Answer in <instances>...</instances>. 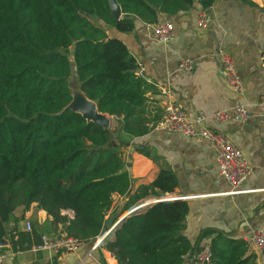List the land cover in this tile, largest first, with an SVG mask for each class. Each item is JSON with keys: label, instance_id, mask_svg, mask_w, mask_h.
I'll list each match as a JSON object with an SVG mask.
<instances>
[{"label": "trees", "instance_id": "obj_1", "mask_svg": "<svg viewBox=\"0 0 264 264\" xmlns=\"http://www.w3.org/2000/svg\"><path fill=\"white\" fill-rule=\"evenodd\" d=\"M212 2L116 0L122 16L115 19L109 0H0V238L8 235L13 251L40 243L32 227L5 228L15 211L33 203L64 235L92 242L104 230L113 195L123 196V212L153 196L158 200L126 214L106 240L118 264H183L209 235L210 264H257L248 241L220 231L205 229L192 243L183 233L187 202L159 199L177 185L172 172L161 168L132 189L121 152L120 133L139 137L150 130L141 120L147 85L106 26L130 32L135 19L156 24L158 13L188 11L195 3L206 10ZM71 62L80 90L100 113L119 119L118 129L97 127L66 108ZM114 139L119 143L112 146Z\"/></svg>", "mask_w": 264, "mask_h": 264}, {"label": "crops", "instance_id": "obj_2", "mask_svg": "<svg viewBox=\"0 0 264 264\" xmlns=\"http://www.w3.org/2000/svg\"><path fill=\"white\" fill-rule=\"evenodd\" d=\"M202 11L208 14L209 22L198 27L197 20ZM121 16L120 11L118 18ZM165 21L171 22L175 31L174 38L167 43L153 38V24L138 19L130 32L108 29L126 45L137 62V74L147 85L141 120L150 130L139 137L119 135L124 143L121 152L125 162L129 161L126 169L131 177V188L151 182L161 168L168 169L177 185L159 199L187 202L183 233L192 243H198L205 229L247 241L253 230L264 231V0H213L206 10L195 3L188 11L172 15L158 13L157 23ZM219 49L233 59L235 71L243 83L242 95L225 85ZM182 59L191 60L190 71L177 70ZM166 95L191 119L199 112L203 113L206 117L203 125L224 133L243 153L251 172L236 192L231 193V187L219 174L214 151L207 140L155 129L162 118ZM237 103L247 108V120L230 119L216 124L210 119L215 111L231 108ZM107 116L111 120L109 126L112 121L115 123L111 130L118 129L119 119ZM156 200L149 196L123 212V196L113 195L112 206L105 216V221L111 220V225L104 224V230L98 236L104 238L93 250L95 239L83 242L72 252L31 248L13 251L8 235L2 237V264H118L105 247L106 240L113 237L114 227L126 214ZM64 213L68 217L73 215L71 211ZM25 221L30 222L39 236L63 234L61 226H54L51 218L45 211L37 209L35 203L24 213L21 209L15 211L6 225V232L12 229L26 231ZM210 239V235L205 236L199 240V245ZM252 249L257 264H263L264 253ZM90 250L91 254L87 256ZM183 264L199 263L191 252L184 257Z\"/></svg>", "mask_w": 264, "mask_h": 264}, {"label": "built area", "instance_id": "obj_3", "mask_svg": "<svg viewBox=\"0 0 264 264\" xmlns=\"http://www.w3.org/2000/svg\"><path fill=\"white\" fill-rule=\"evenodd\" d=\"M209 22V16L202 11L197 20V26L202 27ZM153 38L160 43H167L175 36L174 26L171 22L165 21L156 23L151 26ZM221 59L222 76L225 85L238 95H242L243 83L240 76L235 71L233 59L225 54L221 49L218 50ZM192 69V62L189 59H182L177 65L179 72H186ZM264 73V69H263ZM163 106L162 118L155 127L156 130H162L170 133H177L186 137H200L207 140L215 154L216 166L219 174L226 180L231 187V193L237 191V188L246 179L251 172V166L243 153L235 147L227 136L219 131L212 130L203 125L206 117L199 112L193 119L189 118L183 109L171 101L166 95ZM210 119L216 123H223L227 120L234 119L237 121H245L249 118V112L244 104L237 103L233 107L218 110L212 113ZM25 230H31L29 221H25ZM102 237H96L93 250L102 241ZM247 241L250 246L264 253V231L253 230ZM83 241L72 236L62 234L58 237L40 236V243L31 246L32 250H51L58 251H75ZM91 250L87 256L91 254ZM210 242L204 243L195 253L194 259L199 264H210ZM4 254L0 252V264H2Z\"/></svg>", "mask_w": 264, "mask_h": 264}, {"label": "water", "instance_id": "obj_4", "mask_svg": "<svg viewBox=\"0 0 264 264\" xmlns=\"http://www.w3.org/2000/svg\"><path fill=\"white\" fill-rule=\"evenodd\" d=\"M109 7H110V13L112 17L115 19H118L120 15V8L118 4L116 3V0H109ZM110 28H111L110 26H106L107 30ZM70 94H71V100L66 106V108H69L72 111L79 113L87 122H92L97 127H100L103 129L109 128L110 120L108 116L106 114L100 113L97 110L96 103L88 99L84 95V93L80 90L79 86L76 92L70 90ZM118 143H119L118 140L114 139L110 143V145L115 146ZM104 147H107V145H105ZM128 165H129V161H126V167H128ZM107 222L108 221H105L104 224L110 226L111 220L109 223ZM196 248H197V245L194 247L192 251L193 257L195 256Z\"/></svg>", "mask_w": 264, "mask_h": 264}, {"label": "rangeland", "instance_id": "obj_5", "mask_svg": "<svg viewBox=\"0 0 264 264\" xmlns=\"http://www.w3.org/2000/svg\"><path fill=\"white\" fill-rule=\"evenodd\" d=\"M70 67H71V69H70V75L67 78V83L69 85L70 90L76 92L77 89H78V83L76 81L75 72H74V69H73V66H72V62L70 63ZM114 125H115V123H114V121H112L111 125L109 126V129L111 130L114 127ZM6 229H8V227H6Z\"/></svg>", "mask_w": 264, "mask_h": 264}]
</instances>
